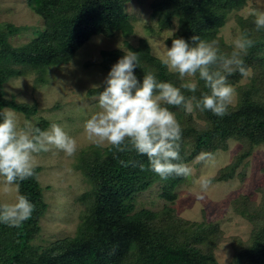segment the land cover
<instances>
[{"label":"trees","instance_id":"trees-1","mask_svg":"<svg viewBox=\"0 0 264 264\" xmlns=\"http://www.w3.org/2000/svg\"><path fill=\"white\" fill-rule=\"evenodd\" d=\"M129 1L29 0L32 9L43 18L45 28L30 42L14 46L10 37L24 27L12 23L0 26V113L10 107L27 118L37 115L36 102L7 99L4 84L24 75L28 69H35L40 76L36 81H42L49 66L69 63L94 35L113 37L121 32L124 36L127 50L101 51L100 65L106 71L132 51L139 59L134 74L141 82L144 74L152 72L159 81L179 87L181 81L152 53L148 38H141L137 46L131 44L129 39L135 25L127 12ZM247 5L248 0H153L151 3L159 31L171 29L176 20L179 22L175 32L165 40L169 47L174 38L190 42L191 36L198 35L209 42L217 41L220 52L230 54L232 45L219 32L232 13H235L240 33L246 32L255 41L243 57L252 72L250 81L245 86H237V102L229 106L225 116L198 110L186 114L180 108L170 107L182 128L179 162L189 164L201 153L211 156L227 150L230 140L241 142L231 162L219 168L209 178L210 182L243 178L242 168L255 148L264 145V29L256 30L251 14L245 17L239 13ZM145 28L151 34L157 33L150 24ZM242 78L237 72L228 77V82L237 84ZM103 87L89 89L88 95H97ZM182 91L185 96L199 98L208 89L199 81L196 93ZM51 123L42 118L35 126L46 130ZM120 160L131 163L124 167ZM76 168L89 185L76 197L84 205L76 232L46 246L33 242L42 232L41 220L48 210L39 181L42 167L36 165V176L19 182L18 192L35 205V210L19 227L0 224V264H222L214 254L215 246L225 239L218 223L185 220L168 204L159 211L136 205L137 195L155 183H161L163 199L175 202L178 196L175 190L186 178L162 181L150 170L146 156L93 144L81 149ZM258 189L262 194L259 203L247 194L233 201L236 212L246 218L252 228L248 240L232 237L235 252L232 260L225 264H264V188ZM0 204H3L1 200Z\"/></svg>","mask_w":264,"mask_h":264},{"label":"rangeland","instance_id":"rangeland-1","mask_svg":"<svg viewBox=\"0 0 264 264\" xmlns=\"http://www.w3.org/2000/svg\"><path fill=\"white\" fill-rule=\"evenodd\" d=\"M152 1L130 0L127 3V12L135 25L134 34L129 40L132 45L137 46L141 38H148L152 53L157 56V53L162 51L166 38L177 29V23L175 22L171 29L159 31L157 19L152 16ZM254 10L264 11V0H248V5L239 13L246 17ZM234 14L229 15L219 32L231 45L240 33ZM8 23L24 27L21 32L10 37L14 46L30 42L45 28L43 18L32 9L29 0H0V26L5 27ZM149 24L155 27L157 33L151 34L145 28ZM116 48L127 50L121 32H116L113 37L94 35L69 63L49 66L42 76V81H36L40 76L35 69H28L24 75L13 77L4 84L7 99L38 104L39 113L30 118L10 107L5 108L15 112L21 124L28 120L35 125L42 118L47 119L60 124L78 144V150L73 157H66L63 152L52 149L40 153L36 158V165L42 167L39 181L48 203V210L41 220L42 232L33 241L37 245L46 246L56 239L76 232L84 210V205L77 201L76 197L89 188L76 164L81 149L92 145L83 135L82 125L98 110V101L95 98L97 95L90 96L88 91L95 86L104 85L108 74L100 65L101 51ZM249 81V77L242 78L232 86L237 90L238 85L245 86ZM236 102L237 95L232 104L235 105ZM240 148L241 142L230 140L227 150H220L203 162L195 159L189 163L192 174L177 186L175 192L178 196L175 202L163 199L160 196L161 183H155L137 195V207L159 211L168 204L185 220L218 223L224 231L225 239L215 246L214 254L220 263L229 262L236 247L232 237L240 236L244 241L248 240L252 228L250 222L236 212L233 201L238 196L247 194L256 203L260 202L262 194L258 188H264V145L255 148L242 168L245 174L243 178L237 176L223 182H210L209 178L215 175L219 168L230 163ZM204 181L210 182L207 190L201 188ZM17 195L15 187L5 192L3 185H0V200L3 203L14 202Z\"/></svg>","mask_w":264,"mask_h":264},{"label":"clouds","instance_id":"clouds-1","mask_svg":"<svg viewBox=\"0 0 264 264\" xmlns=\"http://www.w3.org/2000/svg\"><path fill=\"white\" fill-rule=\"evenodd\" d=\"M251 15L256 30L264 29V11L254 10ZM175 22L178 27V20ZM254 43L246 32L234 38L230 54L221 53L217 41L209 42L198 35L191 36L190 42L174 38L170 47L165 43L157 56L169 73L177 75L179 87L159 81L152 72L144 74L141 82L134 74L139 66L138 56L128 51L108 72L103 90L95 97L98 110L83 122V135L94 146L146 156L150 170L162 181L189 177L192 168L179 162L182 128L170 107L180 108L186 114L198 110L225 116L237 95L228 77L237 72L244 78L252 75L243 57ZM199 81L204 82L208 91L199 98L185 96L182 90L196 93ZM0 117V185L5 192L15 187L18 193L19 182L36 176V158L40 153L56 149L73 157L78 150L77 140L58 123L42 130L28 120L21 124L9 109ZM209 155L201 153L196 159L203 162ZM119 163L128 167L131 162ZM209 183L202 182V190H207ZM34 210L35 205L18 194L14 202L0 204V224L19 227L31 218Z\"/></svg>","mask_w":264,"mask_h":264}]
</instances>
